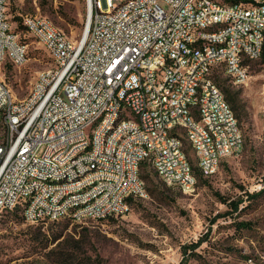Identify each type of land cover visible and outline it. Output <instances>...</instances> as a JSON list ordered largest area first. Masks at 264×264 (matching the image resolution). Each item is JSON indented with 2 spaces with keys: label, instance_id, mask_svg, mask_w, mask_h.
I'll list each match as a JSON object with an SVG mask.
<instances>
[{
  "label": "built area",
  "instance_id": "2783aa9c",
  "mask_svg": "<svg viewBox=\"0 0 264 264\" xmlns=\"http://www.w3.org/2000/svg\"><path fill=\"white\" fill-rule=\"evenodd\" d=\"M85 1V29L78 41L48 25L43 16L19 15L26 33L58 54V71L37 72L30 103H7L8 85L0 78V116L10 133V141L0 135V208L18 204L30 224L55 221L79 200H87V207L71 221L127 213L130 189H139L136 174L143 164L164 184H182L185 193L192 192L196 179L187 172L190 160L184 147L177 146V138L188 137L173 133V125L190 126L186 110L199 112L201 123L217 131L222 157L227 148L238 154L222 97L207 84L206 63H213L215 71L223 56H231L223 69L237 70L244 83L249 79L236 66L237 49L245 50L246 64L252 55L261 58L264 0ZM214 1H222V8H214ZM207 13H216V22L231 21V29L216 37L194 32L195 24H212L206 22ZM241 34L255 37L258 48L245 49ZM180 36L200 39L204 46L224 44V51L185 57L188 44H180ZM26 56L0 8V63L16 61L21 67ZM174 67H181V74H174ZM122 73H129V80H122ZM123 88H130V96H123ZM153 98L162 103L160 120H153ZM141 107H150V115L138 116ZM103 109H110V118H102L92 144H85L87 120ZM121 110L136 111V119L112 130ZM191 128L204 141L197 127ZM125 132H132V139H125ZM209 147L192 145L205 177L217 171ZM200 155H207V162H200ZM55 175H64L60 188H51ZM85 180H92L91 188L82 189ZM17 194H27V201L17 202Z\"/></svg>",
  "mask_w": 264,
  "mask_h": 264
},
{
  "label": "rangeland",
  "instance_id": "374dc122",
  "mask_svg": "<svg viewBox=\"0 0 264 264\" xmlns=\"http://www.w3.org/2000/svg\"><path fill=\"white\" fill-rule=\"evenodd\" d=\"M8 6L9 21L27 56L21 67L0 63V78L17 99H23L37 72L52 61L15 18L43 16L78 41L85 29L86 1L46 0L42 5L41 0H19ZM248 66L244 84L233 83L219 66L213 70L215 84L225 99L233 101L228 104L243 136L240 152L223 159L214 175L199 172L183 137L196 176L192 192L164 184L143 164L145 196L134 198L124 215L30 224L19 210L5 214L0 217V264H264V62L260 58ZM180 134L186 137L184 130ZM255 193L258 196L250 198ZM240 200L238 209L230 212L226 202ZM197 242L196 249L188 248Z\"/></svg>",
  "mask_w": 264,
  "mask_h": 264
},
{
  "label": "bare ground",
  "instance_id": "6f19581e",
  "mask_svg": "<svg viewBox=\"0 0 264 264\" xmlns=\"http://www.w3.org/2000/svg\"><path fill=\"white\" fill-rule=\"evenodd\" d=\"M19 0H0V8L2 15H8V5L11 2ZM25 1V0H24ZM214 8H222V1H214ZM47 24L54 26L55 29H58L50 20L46 18ZM206 22L212 24H195L194 32L203 33V36L206 37H216L219 33L228 32L231 29V21L219 20L216 22V13H207ZM85 35V34H84ZM180 44H188V50H185V57H192V52H202L209 54H221L224 51V44H216L212 46H204L202 40L200 39H191L188 36H180ZM241 44L244 45L245 49L258 48V41H255V37L249 36L248 34H241ZM19 46H24V53H27L26 46L19 42ZM50 58L51 65L50 67L40 71L39 73H53L58 71V54L56 51L46 49ZM259 59V55H252L251 61ZM13 65H17L16 61H9ZM23 63V62H22ZM231 64V56H223V63H216V67H221L223 65ZM236 66L237 68H242L243 74H249V66L245 61V50L237 49L236 57ZM213 63H206V74H207V84L210 89H214L217 97H222V111L227 114L230 124L234 125V134L235 141L238 143V153L243 147V136L238 124L237 119L234 116V113L226 101L223 93L215 84L213 79ZM225 76L230 78L235 84H244V79H238L237 70L233 69H223ZM174 74H181V67H174ZM122 80H129V73H122ZM35 84L36 77L34 82L31 85L30 91L27 96L21 99V104L30 103V97L32 94H35ZM123 96H130V88H123ZM7 103H19L12 93L11 89L7 87ZM153 105H155V111L153 112V120H160L164 118V111H162V103H160V98H153ZM150 115V107H141L138 109V116H147ZM102 118H110V109H103L96 111L95 119L87 120V130L85 131V144H92L95 139V131L102 127ZM186 118L190 123V126H181L173 125V133L180 134V131L184 130L186 137H188L189 144H192L195 149L205 148L206 145L209 147V155L215 156V163H217V168L223 159L232 157L236 155V150L234 148H227V153L219 154L220 152V141L217 136V131L210 127L209 123H201V114L196 110H186ZM136 119V111L121 110V115H118L112 120V130H119L120 127H123L125 124H132V120ZM191 127H197V130L201 132L204 137V141L198 136V134L193 133ZM0 135H3V141H10V133H6V122L4 116H0ZM125 139H132V132H125ZM192 145L191 149H192ZM177 146H183V139L177 138ZM186 153V152H185ZM200 162H207V155H200ZM141 168V167H140ZM198 168V160H197ZM199 170V168H198ZM187 172H189L192 179H196L194 174V169L189 161L187 163ZM200 172V170H199ZM136 181H138L139 189H130V196L143 197L145 196V185L142 181V178L139 174H136ZM64 184V175H55L51 177V188H60ZM171 185V184H167ZM176 185L181 191L185 192V187L182 184H172ZM92 187V180H85L82 182V189H89ZM142 193V194H141ZM27 194H17V202H26ZM87 207V200H79L78 203H72L70 205V211H67L66 214H61L56 218V220L62 218L74 219L78 211H81L82 208ZM18 210V204H11L9 208H0V215L4 212H14ZM125 213H121L124 215ZM46 220H37L35 224L44 223Z\"/></svg>",
  "mask_w": 264,
  "mask_h": 264
},
{
  "label": "trees",
  "instance_id": "16d2710c",
  "mask_svg": "<svg viewBox=\"0 0 264 264\" xmlns=\"http://www.w3.org/2000/svg\"><path fill=\"white\" fill-rule=\"evenodd\" d=\"M45 1H46V0H41V4H42V5L45 4ZM15 20H16L18 26L21 27V29H24V30H25V28H24L23 25L21 24L20 18H19V17H16ZM261 59H262V61L264 62V48H263V51H262ZM213 79H214V76H213ZM226 100H227L228 103H230V104L233 105V101H231V100L228 99V98H227ZM140 177H141V178H145L144 176H140ZM142 181H143V180H142ZM256 196H258V193H255V194L250 195V198H254V197H256ZM134 198H139V197L132 196V197H130V198L127 199L128 207H129L130 203H132V201H133ZM241 203H242L241 200H240V201H237V202H230V203H227V202H226L227 206L232 208L230 212L236 211V210L238 209L239 204H241ZM8 213H11V212H4V213H2V214L0 215V217L3 216V215H5V214H8ZM111 218H112V217H110V218H108V219H111ZM239 225L242 226V227H246V226H247L246 223H240ZM199 245H200V242H197V243H194V244H192V245H189L188 248H191L192 250H194V249H196ZM183 249H184V251H185L186 247H183ZM192 256H197V254H196V253H192Z\"/></svg>",
  "mask_w": 264,
  "mask_h": 264
}]
</instances>
